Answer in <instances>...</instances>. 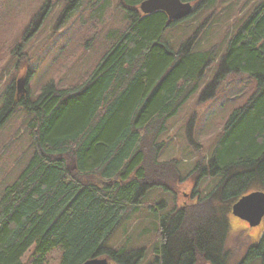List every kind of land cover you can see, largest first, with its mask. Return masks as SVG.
I'll return each instance as SVG.
<instances>
[{
	"label": "trees",
	"instance_id": "obj_1",
	"mask_svg": "<svg viewBox=\"0 0 264 264\" xmlns=\"http://www.w3.org/2000/svg\"><path fill=\"white\" fill-rule=\"evenodd\" d=\"M51 1H63L69 13L83 2ZM118 1L127 26L111 36L113 43L83 83L64 89L50 82L36 100L16 101L14 85L4 93L0 128L17 106L23 108L32 115L33 152L0 197V264H25L30 250L28 264H45L55 250L61 253L59 264L96 258L140 264L146 256L144 249L115 250L105 244L170 175L173 165L157 160L164 147L158 139L199 91L215 65L216 50L195 51L196 32L175 50L165 33L212 0H181L195 9L172 22L162 11L143 14L140 5L146 0ZM42 14L32 30L40 26ZM216 65L200 103L212 99L232 74L250 77L255 90L224 124L208 163L200 161L194 169L196 184L206 176L220 177L219 183L195 204L163 218L154 264H196L198 256L227 264L223 249L232 206L244 195L264 191V0L231 35ZM193 127L194 116L187 128L190 142ZM248 252L264 264V237Z\"/></svg>",
	"mask_w": 264,
	"mask_h": 264
},
{
	"label": "rangeland",
	"instance_id": "obj_2",
	"mask_svg": "<svg viewBox=\"0 0 264 264\" xmlns=\"http://www.w3.org/2000/svg\"><path fill=\"white\" fill-rule=\"evenodd\" d=\"M261 1L212 0L166 31L164 39L175 50L196 32L195 51L215 49V65L206 71L199 91L167 122L166 131L158 139L164 147L157 160L173 165L169 177H162L141 204L127 214L106 247L125 251L144 249L146 256L140 264H154L163 218L195 204L219 183L220 177L206 176L196 184L198 173L194 169L200 161L208 163L224 124L247 102L255 90V82L247 75L232 74L221 82L212 99L200 103L199 96L212 80L229 38ZM65 7L63 1L0 0V108L5 91L12 85L16 101L36 100L50 82L64 89L79 86L113 43L111 36L127 26L125 11L118 0H83L70 13L65 12ZM40 13H43L41 24L32 30ZM22 78H27L25 92L18 94L17 83ZM193 116L190 142L187 128ZM31 118L32 115L17 106L0 128V197L32 155L28 128ZM228 215L229 231L223 251L227 252V264H241L249 247L258 242L264 223L251 229L232 212ZM32 253L30 250L24 256L25 264L31 260ZM60 258V251L55 250L48 255L45 264H59ZM197 259L196 264H211L202 256ZM245 264L262 262L260 258H253Z\"/></svg>",
	"mask_w": 264,
	"mask_h": 264
},
{
	"label": "water",
	"instance_id": "obj_3",
	"mask_svg": "<svg viewBox=\"0 0 264 264\" xmlns=\"http://www.w3.org/2000/svg\"><path fill=\"white\" fill-rule=\"evenodd\" d=\"M194 6L181 0H146L140 5L143 14L162 11L167 14L169 22L180 21L189 17ZM24 78L18 80V94L25 92ZM232 215L246 221L250 227L258 226L264 217V191H254L241 197L232 206ZM84 264H107L106 259H91Z\"/></svg>",
	"mask_w": 264,
	"mask_h": 264
},
{
	"label": "flooded vegetation",
	"instance_id": "obj_4",
	"mask_svg": "<svg viewBox=\"0 0 264 264\" xmlns=\"http://www.w3.org/2000/svg\"><path fill=\"white\" fill-rule=\"evenodd\" d=\"M242 221L245 222V223L247 224V227H250L249 224H248L246 221H244V220H242ZM262 223H264V217H263L261 223H260L258 226H256V227H251V229H255V228L261 226ZM263 237H264V231L262 232V234H261L260 237L258 238V240H257L258 242H257L256 244H259L260 239L263 238ZM256 244H253L252 246H254V245H256ZM248 251H249V249L247 250V253H246V255H245V258L243 259V262H242L241 264H245L248 260H250V255H249L250 252H248Z\"/></svg>",
	"mask_w": 264,
	"mask_h": 264
}]
</instances>
